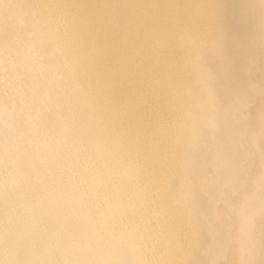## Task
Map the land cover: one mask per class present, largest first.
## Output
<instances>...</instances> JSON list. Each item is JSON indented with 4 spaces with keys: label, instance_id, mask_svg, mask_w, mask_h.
Returning a JSON list of instances; mask_svg holds the SVG:
<instances>
[{
    "label": "bare ground",
    "instance_id": "6f19581e",
    "mask_svg": "<svg viewBox=\"0 0 264 264\" xmlns=\"http://www.w3.org/2000/svg\"><path fill=\"white\" fill-rule=\"evenodd\" d=\"M0 264H264V0H0Z\"/></svg>",
    "mask_w": 264,
    "mask_h": 264
}]
</instances>
